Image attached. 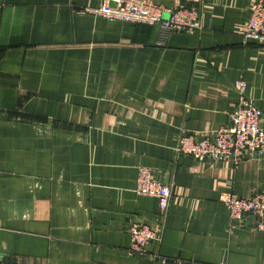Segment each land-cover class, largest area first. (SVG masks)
Listing matches in <instances>:
<instances>
[{
    "label": "crops",
    "instance_id": "1",
    "mask_svg": "<svg viewBox=\"0 0 264 264\" xmlns=\"http://www.w3.org/2000/svg\"><path fill=\"white\" fill-rule=\"evenodd\" d=\"M150 1L197 5L202 28L159 45L157 26L94 13L101 0H0V264H264V231L230 227L220 202L264 190V157L174 152L227 122L235 79L264 127V44L241 36L252 0ZM139 166L172 195L158 246L129 255L130 223L160 218L133 190Z\"/></svg>",
    "mask_w": 264,
    "mask_h": 264
},
{
    "label": "built area",
    "instance_id": "2",
    "mask_svg": "<svg viewBox=\"0 0 264 264\" xmlns=\"http://www.w3.org/2000/svg\"><path fill=\"white\" fill-rule=\"evenodd\" d=\"M93 12L123 22L157 26L159 45L164 44L168 35L174 31L192 32L202 28L200 8L197 5L171 8L150 0H101L100 7ZM248 12L241 36L245 42L264 44V0L250 1ZM232 87L237 97L227 122L201 136L182 132L174 146L176 155H186L201 162H225L233 166L264 157L262 112L248 96L247 84L243 79H235ZM133 190L137 195L155 197L158 201L159 222L152 224L134 220L128 227L130 241L127 253L145 255L149 244L158 246L161 241L172 192L170 185L154 179L150 168L146 166L138 167ZM220 202L233 223L230 227L241 225L245 217L250 216L254 218V228L264 231L263 189L256 190L249 196L226 192L221 195ZM152 257L161 262L166 261L158 253L152 254Z\"/></svg>",
    "mask_w": 264,
    "mask_h": 264
},
{
    "label": "water",
    "instance_id": "3",
    "mask_svg": "<svg viewBox=\"0 0 264 264\" xmlns=\"http://www.w3.org/2000/svg\"><path fill=\"white\" fill-rule=\"evenodd\" d=\"M110 4H111L112 6H114V3H113V2H110Z\"/></svg>",
    "mask_w": 264,
    "mask_h": 264
}]
</instances>
